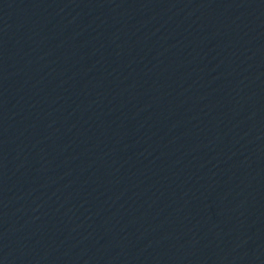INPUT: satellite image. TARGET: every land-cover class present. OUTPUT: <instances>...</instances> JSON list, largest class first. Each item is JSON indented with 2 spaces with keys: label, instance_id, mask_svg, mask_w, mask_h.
<instances>
[{
  "label": "water",
  "instance_id": "95a60500",
  "mask_svg": "<svg viewBox=\"0 0 264 264\" xmlns=\"http://www.w3.org/2000/svg\"><path fill=\"white\" fill-rule=\"evenodd\" d=\"M0 264H264V0H0Z\"/></svg>",
  "mask_w": 264,
  "mask_h": 264
}]
</instances>
